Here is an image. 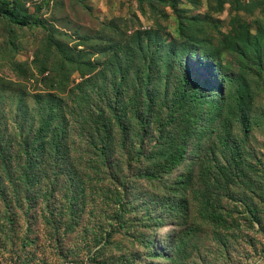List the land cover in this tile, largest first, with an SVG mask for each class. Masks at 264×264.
I'll return each instance as SVG.
<instances>
[{
    "label": "rangeland",
    "instance_id": "obj_1",
    "mask_svg": "<svg viewBox=\"0 0 264 264\" xmlns=\"http://www.w3.org/2000/svg\"><path fill=\"white\" fill-rule=\"evenodd\" d=\"M11 1L0 0V166L17 167V152L26 146L42 152L51 173L49 158L58 153L64 171L72 166L84 187L87 237L104 225L121 174L138 189L134 213L150 205L157 218L172 221L154 229L166 240L185 229L171 223L187 199L195 230L183 262L169 264L198 261L215 228L232 231L243 252L264 244V0H178V9L156 0H18L17 14L37 23L23 26L4 8ZM90 66L92 74L83 77L74 69ZM194 80L197 101L179 99L180 86ZM116 92L130 113L145 108L150 117L143 142L124 139L109 121L103 107ZM44 132L40 146L37 135ZM182 141L185 157L165 169ZM106 147L111 155L102 157ZM40 178L36 192L51 182ZM207 197L220 201L218 221H204ZM40 216L30 234L43 248L35 264H63ZM16 219V231H0L15 234L17 248L28 226L22 215ZM90 253L78 264H95Z\"/></svg>",
    "mask_w": 264,
    "mask_h": 264
},
{
    "label": "trees",
    "instance_id": "obj_2",
    "mask_svg": "<svg viewBox=\"0 0 264 264\" xmlns=\"http://www.w3.org/2000/svg\"><path fill=\"white\" fill-rule=\"evenodd\" d=\"M17 1H11L12 8L4 3L5 10L9 11L8 16L11 22L20 26L30 23L37 24L31 16L17 14L16 9L13 8ZM156 1L178 9V0ZM73 62L64 61L63 64H73ZM74 69L81 73L82 77L93 72L91 66L86 71L80 67ZM197 89L200 88L199 84H196V80L183 84L179 88L178 98L197 101L195 95ZM119 100L120 93L116 92L115 100H109L104 104V111H108L110 114L109 121H113L124 139L133 135L143 142L151 131L150 117L144 118L145 108L130 113L128 107L120 104ZM101 112L103 113V110ZM173 113H175V108ZM48 123L46 121L43 125H48ZM107 131L109 140L106 145H109L111 138H113V127H109ZM46 137L47 132L39 133L37 135L38 145H43ZM186 144V141L180 142L178 149L168 155L165 169H169L168 163L171 160L180 161L185 157ZM27 148L25 146L17 152V167L10 163H2L0 166V227L16 231L18 225L16 217L21 215L26 219L28 226L27 233L20 238L21 242L17 244V248L14 246L15 234L12 235L9 229L0 231V254L8 255L7 258H1L0 264H35L39 251H42L43 248L40 250V246L32 240L30 234L35 228L33 224L36 225L38 215L42 217L40 213H43L42 221L45 223L44 235L47 239L53 240V250L63 264L80 263L78 260L85 255L84 252L93 253L89 259L95 264H169L171 261L183 262L178 259L187 256V240L195 230V222L189 220L191 207L187 199L178 203L179 207L176 208L177 213L174 215L176 219L174 223H171L173 225L183 224L185 229L180 233L173 234L166 240L162 233L160 234L154 229L172 221L167 222L161 217L157 218L150 205H144L137 213H134L133 203L136 202L135 196L138 189L133 181L126 179L121 174L118 182L115 183V188L117 189L118 186L119 189L118 197L109 204L110 213H108L104 225L96 226V229L92 228L90 236L87 237L85 233L88 232L90 218L85 221L86 207H84L85 202L82 197L84 187L80 183L81 180L74 176L72 166L68 167L65 172L64 164L58 158V153L56 154L54 151L56 156L49 158L53 159L51 164L53 171L50 173V167L46 168L47 165L41 161L39 154L42 152L40 150H37L39 151L37 153L32 152ZM106 149L103 150L102 157L107 156V151L111 155L108 147ZM111 164L110 166H112ZM107 166L109 165L107 164ZM151 175L152 173L146 174V176ZM40 176L51 182L48 186L45 183L39 186L40 189L36 192V189L32 188L36 183L41 182ZM41 189L43 190L42 193L40 192ZM113 191H110L112 195ZM53 196L52 201L59 200L58 207L50 204V199ZM201 203V208L204 210V221H218L216 209L220 201L207 197ZM252 204L256 206L255 202ZM254 215L255 211L252 218ZM28 217L30 220L27 219ZM210 232L212 233H209L212 243L204 247L203 251H199L200 255L196 256L198 261L194 259L195 263L193 264H264V244L262 241L257 242L251 250L243 252L233 245L235 239L232 237V231L215 228ZM261 233L264 235V231ZM36 237L41 239L40 235H36ZM83 242L86 243L85 248H79ZM179 249L184 250L178 251ZM246 254L257 258V260L255 262L246 261L244 256Z\"/></svg>",
    "mask_w": 264,
    "mask_h": 264
}]
</instances>
